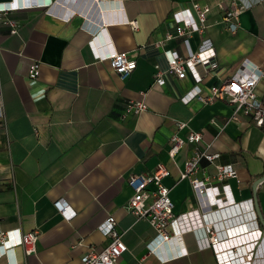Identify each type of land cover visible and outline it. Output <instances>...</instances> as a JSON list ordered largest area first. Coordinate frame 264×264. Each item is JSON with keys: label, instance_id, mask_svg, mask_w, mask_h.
I'll return each mask as SVG.
<instances>
[{"label": "crops", "instance_id": "crops-1", "mask_svg": "<svg viewBox=\"0 0 264 264\" xmlns=\"http://www.w3.org/2000/svg\"><path fill=\"white\" fill-rule=\"evenodd\" d=\"M54 1L49 12L0 14V231L38 235L35 255L16 249L18 264H82L86 253L112 241L99 230L109 217L128 248L118 264H217V253L228 250L264 264V228L254 201L256 192L264 217V126L244 114L232 120L234 107L226 100L184 103L196 82L171 73L164 55L197 53L208 40L215 54L208 70L199 68L203 94L253 67L263 73L256 94L264 102V0H126L123 9L111 0ZM234 3L243 8L238 24L224 20ZM194 4L210 9L204 30L176 37L172 15ZM10 23L17 24L16 34ZM167 35L173 38L166 41ZM104 48L136 61L129 78L96 58ZM34 62L40 76L30 79ZM156 66L162 84L155 82ZM129 101L148 109L126 114ZM190 131L201 133L202 142L172 157V137ZM206 151L219 155L217 164L232 165L236 177L218 182L214 165L203 159L192 178L228 186V200L218 203L181 179L186 163ZM160 166L170 173L163 184L187 252L166 262L147 248L156 235L152 225L129 207L128 179ZM59 201L76 212L71 221L59 214ZM234 203L244 204L238 221ZM215 222L222 243L212 246L207 223Z\"/></svg>", "mask_w": 264, "mask_h": 264}, {"label": "built area", "instance_id": "built-area-1", "mask_svg": "<svg viewBox=\"0 0 264 264\" xmlns=\"http://www.w3.org/2000/svg\"><path fill=\"white\" fill-rule=\"evenodd\" d=\"M111 1L116 3L120 9H123V3L126 0ZM97 2L99 3V0ZM55 3L56 1L54 0H11L7 3H0V14L29 9H47V12H49L48 9ZM242 11L243 8L234 3L226 14L225 22L238 24ZM209 12L210 9L208 7H201L199 4H194L192 9L175 12L172 15V19L177 25L176 37H189L194 33H201L205 28ZM10 24L13 28L12 33L16 34L17 24ZM172 38V35H167L166 41ZM94 43H92V46ZM185 44L188 45V40H185ZM210 45V41L205 40L199 52H190L186 56L180 55L176 50L164 52L171 73L181 80L191 75L196 82V86L182 98V101L187 104L193 100H198L204 104H211L217 100H226L234 107L232 120H238L239 116L244 114L253 116L259 127L264 126V102L256 94V88L263 73L257 69L248 67L246 70L239 71L221 87L213 88L209 95L203 94L199 86L203 81L199 68H203L206 71L213 65L212 60L215 53L214 49L209 47ZM95 55L99 61L109 63L114 72L122 79L129 78L137 68L136 61L130 60L126 53H118L104 48L103 52L95 53ZM155 68V82L162 84L164 74L158 66ZM39 76L40 63L34 62L29 68V78L37 79ZM1 96L2 91L0 90V109L2 108ZM147 109L145 102L129 101L126 106V114L138 116L147 111ZM2 126L3 123L0 122V128ZM185 128H187L185 123H179L180 130ZM202 139V134L195 131H190L186 138H182L177 134L174 135L171 139V156L174 157L186 144L201 143ZM218 158V154L212 155L207 151L196 154L186 163L181 173V179H189L194 190L201 195L213 196L215 201L219 203L223 201L224 196L228 200L226 192L228 191V186H223L221 190L217 186L210 185L209 179L203 182L192 178L199 169V164L203 159L214 165L218 182L223 183L230 178L236 177V172L232 165L217 164L216 160ZM169 174L166 168L160 166L150 176L133 175L128 179V185L133 190V196L129 201L132 213L138 220H145L150 223L156 232L154 239L147 244V248L150 253L157 255L165 262L187 254L182 247V234L178 228V220L174 213V203L170 197L171 190L163 184L164 178L169 176ZM225 204H227V201ZM242 205L244 207L243 203H234L230 207L234 221L241 219V213H243ZM56 207L59 214L67 221H71L76 215V212L63 201H59ZM216 222L214 224L207 223L209 240L212 246L222 243V235ZM116 226L117 221L114 217H109L100 225L99 230L105 236L112 238V241L101 251L93 249L86 253L81 259L82 264H118L123 254L128 251V248L123 241V236L116 230ZM170 228L173 229V232ZM37 242L38 235L36 232L23 234L20 230L0 231V261L5 259L8 264H18L16 249L22 247L26 256L35 255L37 253ZM217 261V264H250L247 255L239 256L234 250L219 251L217 253Z\"/></svg>", "mask_w": 264, "mask_h": 264}, {"label": "water", "instance_id": "water-1", "mask_svg": "<svg viewBox=\"0 0 264 264\" xmlns=\"http://www.w3.org/2000/svg\"><path fill=\"white\" fill-rule=\"evenodd\" d=\"M261 181H262V180H261ZM261 181H258V183L261 182ZM254 201H255V203H256V211H257V213H258L259 220H260V222H261V224H262V226H263V228H264V217H263V215H262V213H261V211H260V207H259V205H258V198H257V193H256V192L254 193Z\"/></svg>", "mask_w": 264, "mask_h": 264}, {"label": "trees", "instance_id": "trees-1", "mask_svg": "<svg viewBox=\"0 0 264 264\" xmlns=\"http://www.w3.org/2000/svg\"><path fill=\"white\" fill-rule=\"evenodd\" d=\"M260 226L263 227L262 224H261V222H260Z\"/></svg>", "mask_w": 264, "mask_h": 264}, {"label": "bare ground", "instance_id": "bare-ground-1", "mask_svg": "<svg viewBox=\"0 0 264 264\" xmlns=\"http://www.w3.org/2000/svg\"><path fill=\"white\" fill-rule=\"evenodd\" d=\"M257 262V261H256Z\"/></svg>", "mask_w": 264, "mask_h": 264}]
</instances>
